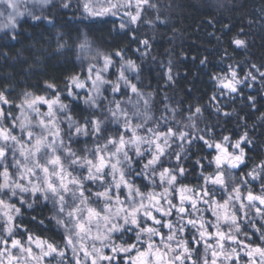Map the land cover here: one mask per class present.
<instances>
[{
    "label": "snow or ice",
    "instance_id": "1",
    "mask_svg": "<svg viewBox=\"0 0 264 264\" xmlns=\"http://www.w3.org/2000/svg\"><path fill=\"white\" fill-rule=\"evenodd\" d=\"M30 3L33 7H29ZM51 4L52 0H0V17L7 21L0 24V30H4L5 37L11 30L14 40L17 23L24 17L52 24L51 19L34 10L39 5L42 12ZM145 6L157 7L151 0H135V5L132 0H106L102 11H93L87 4L84 8L96 16L109 12L116 15L123 8L128 22L137 24ZM132 7L135 12L129 11ZM126 26L124 22L120 25L121 29ZM141 43L148 47L147 40ZM233 43L245 46L241 39ZM80 47H88L86 39ZM112 64V58L104 56L102 67H88L85 80L79 76L69 78L66 91L70 97L79 98L80 93H74V89L88 86L84 103L91 112L82 122L73 119L59 94L47 99L26 92L14 105L19 110L16 115L11 107L14 102L0 91V217L5 218L0 224V264H241V253L247 257L243 264H264V160L229 189L235 179L234 170L246 166L242 145L252 143L247 132L235 143L228 136L216 142L195 123L181 125L176 121V110L167 103L160 117L154 118L150 112L153 94L145 95L126 74L137 71L135 63L129 60L122 64L115 81L104 75ZM251 67L264 78V71L255 64ZM168 79L172 80L170 69ZM214 79L218 87L232 95L240 92V85L248 86L247 81L256 82L257 76L249 70L240 78L230 67L229 75ZM260 83L264 85V79ZM46 87L55 91L51 83ZM248 99L254 101L252 96ZM39 105H47V111L41 112ZM216 111L221 109L217 107ZM201 115L197 107L194 116ZM188 120L191 122L193 116ZM65 122L66 128H62ZM80 137L85 138V144L92 140L95 146L77 151L73 144L79 143ZM194 140L202 141L216 153L208 161L215 167L209 175H204L201 160L195 161L204 181L199 190L188 188L180 179L187 172L183 163L185 147ZM173 144L179 150L173 149ZM229 147L233 150L229 151ZM162 158H174L175 164L165 166ZM137 178L141 183L147 181L145 187L159 185L162 191L145 194ZM255 181L261 186L259 194L250 187ZM209 184L214 187L209 189ZM217 190L228 192L227 199L217 201ZM177 191L178 204L173 199ZM14 201L29 209L40 201L45 206L51 202L56 223L64 228V247L34 238L31 233L26 240L17 238L21 224L15 217L21 215V208ZM201 204L207 207L201 208ZM216 209L224 210L223 217ZM201 212H211L215 219L206 221ZM173 216L174 220L166 219ZM222 218L227 229L220 224ZM242 219L246 221L243 227ZM249 228L259 244L250 242ZM241 234L244 240L239 239Z\"/></svg>",
    "mask_w": 264,
    "mask_h": 264
},
{
    "label": "trees",
    "instance_id": "2",
    "mask_svg": "<svg viewBox=\"0 0 264 264\" xmlns=\"http://www.w3.org/2000/svg\"><path fill=\"white\" fill-rule=\"evenodd\" d=\"M151 2L157 7L145 6L146 11L137 24H126L124 29L111 18L86 15L82 12V0H52L54 9L45 15L52 24L47 20L39 24L23 19L16 26L14 40L11 30H7V37L4 30H0V91L6 92L8 99L14 102L13 113L18 115L14 105L26 92L53 98L59 94L73 119L82 122L90 115L84 105L85 93L78 90L79 98L70 97L66 85L70 77L81 74L80 64L98 61L102 53L103 57L112 58L113 64L104 75L113 81L117 77L116 69L122 64L129 60L135 63L137 71L126 74L145 95L153 94L150 112L154 118L160 117L167 103L176 110V121L181 125L195 123L197 129H206L204 134L215 141L224 136L236 139L247 132L252 142L244 146L247 154L257 160L262 158L264 85L260 80L264 78L251 66L255 64L264 71V0ZM85 39L88 47L82 49L80 45ZM235 39L244 40L245 46L237 47L233 43ZM143 40L148 41V47L141 43ZM117 52L121 56H117ZM230 67L240 78L251 70L257 76L256 82L247 81L248 86H239L238 94L228 95L218 87L214 77L229 75ZM169 69L172 80L168 79ZM49 83L55 85V91L46 87ZM78 91L74 89V93ZM214 95L217 100L212 99ZM249 96L254 101H250ZM3 107L7 109L9 105ZM197 107L202 111L199 117L194 116ZM217 107L220 112L216 111ZM224 112L230 115L225 116ZM167 115L171 117L172 113ZM190 115L193 116L191 122ZM61 127L66 128V122ZM109 127L115 129L116 125ZM84 140L80 137L73 147L82 151L95 146L92 140L87 144ZM184 155L186 173L198 171L197 159L201 160L205 171L208 170L210 153L202 141L194 140L186 146ZM164 163L174 165L175 160H164ZM17 221L21 224L17 232L27 229L25 233H31L34 238L56 246L62 244V227L53 221L50 208L43 201L32 209L21 208Z\"/></svg>",
    "mask_w": 264,
    "mask_h": 264
},
{
    "label": "rangeland",
    "instance_id": "3",
    "mask_svg": "<svg viewBox=\"0 0 264 264\" xmlns=\"http://www.w3.org/2000/svg\"><path fill=\"white\" fill-rule=\"evenodd\" d=\"M121 2H123V0H121ZM106 3V0H82V5H83V7H82V12H84L86 15H88V16H92V17H99V18H111V19H113V20H116L117 21V26L119 27V28H121L120 27V25H121V23L122 22H124L125 24H130L129 22H128V17L127 16H125V15H123V12H124V9L122 8V9H120V11H119V13L118 14H116V15H113V14H111L110 12L109 13H107V14H104V15H101V16H96V15H89L88 14V12H86L85 11V8H84V5L85 4H87L88 6H89V8L91 9V10H93V11H102V6L104 5ZM132 3H133V5H135V0H132ZM54 3H52L50 6H48V7H45V8H43V10H42V12H41V10H40V6L39 5H35V7H34V10L37 12V14H42L43 16H45L47 13H50L53 9H54ZM29 7H33L32 6V4L30 3L29 4ZM0 10H2V9H0ZM129 11H132V12H135V7H132L131 9H129ZM23 19H27V20H30V21H33L30 17H24V18H22V19H20L19 21H18V23L21 21V20H23ZM5 23H7V21H6V19L4 18V17H0V24H5ZM17 23V24H18ZM99 54H101L100 55V59L98 60V61H95V62H87V63H85V62H83L82 63V66H81V64H80V70H79V72L81 73V74H78L77 76H79L80 77V79L81 80H85L86 79V77H87V75H88V73H87V69H88V67L90 66V65H95L96 66V68H100V67H102V65H103V55H102V53H99ZM87 60V59H86ZM89 63V64H88ZM95 70V69H94ZM117 70V75H118V70L119 69H116ZM82 75V76H81ZM117 78V77H116ZM89 84H90V82H89ZM77 91L78 90H80L81 91V93H85L84 94V97L83 98H85V95H86V93H87V91H88V86H86L84 89H76ZM80 91H78V92H80ZM226 91V90H225ZM226 95V94H225ZM44 97H46L47 99H53V97H51V96H49V95H43ZM23 97H21V99H22ZM21 99H20V101L18 102V103H20L21 102ZM85 105V107L91 112V110L88 108V106L86 105V104H84ZM39 107H40V111L41 112H46L47 111V105H39ZM19 111V110H18ZM18 114H19V112H18ZM61 115H63L62 113H61ZM62 125V124H61ZM191 130V129H190ZM17 134H19V132H18V130H17ZM243 135V134H242ZM242 135H240L238 138H236V139H232V138H230L231 139V141H232V143H235ZM229 137V136H228ZM249 139V138H248ZM223 140V138L222 139H220V140H216V142H220V141H222ZM203 143V142H202ZM246 145V144H245ZM245 145H242V147H244ZM173 149H176V150H179L178 148H177V145L175 144L174 145V148ZM233 149L231 148V147H229V151H232ZM208 151H209V153H210V155H209V159H207L208 161L209 160H211L212 158H213V156L216 154L215 153V150L214 149H209L208 148ZM263 157H264V150H263ZM188 158V157H187ZM162 159H164V160H168L167 158H162ZM197 160H199V159H197ZM204 160V159H203ZM171 161H174V158L171 160ZM196 161V160H195ZM208 161H207V166L209 165V163H208ZM196 167H197V169H198V171H201V168L199 167V166H197L196 165ZM14 171V170H13ZM210 171H213V172H215V167H214V165H210ZM0 179H2V178H0ZM136 183L138 184V186H140L141 187V191L142 192H144L145 194H147L148 192H160V191H162V189L161 188H159V189H157V187L155 188L153 185H150V184H148L147 185V187H145L144 185L145 184H147V181H144L143 183H141L140 182V179L139 178H137L136 179ZM15 203H16V206L17 207H20V208H23V209H27L28 207H27V205H23V206H21L19 203H18V201H14ZM43 204H44V202H43ZM47 206L50 208V211H51V217L53 218V221L54 222H56V219H55V210H54V208H53V206H52V204H51V202H48L47 203ZM0 211H2V210H0ZM19 216H16L15 217V220L17 221V218H18ZM5 218H3V217H0V224H2L3 223V220H4ZM18 222V221H17ZM62 235H63V237H64V235H65V232H64V228L62 227ZM21 231V232H20ZM18 234H17V238H20V239H22V240H26L27 239V233H25L23 230H19V232H17ZM64 243H65V241H64V239L62 240V247H64ZM33 246V248H34V250H36V251H38V249H35V244H33L32 245ZM81 255H82V253H81ZM30 264H34V262H30Z\"/></svg>",
    "mask_w": 264,
    "mask_h": 264
},
{
    "label": "flooded vegetation",
    "instance_id": "4",
    "mask_svg": "<svg viewBox=\"0 0 264 264\" xmlns=\"http://www.w3.org/2000/svg\"><path fill=\"white\" fill-rule=\"evenodd\" d=\"M245 152H246V166L245 165H241L239 169L234 170V177H235V179L229 183V189H231V187H232L233 184H239L241 178H243L248 171H250L261 160H264V157H262L259 160H257L252 155L247 154V149H245ZM206 168L208 170L207 171H204V175H209L211 173H214L213 171H210V165H208V166L206 165ZM229 171H233V170H229ZM200 173H201V171H196V172H192V173H186L185 176L182 177V178H180V179L183 181V184L186 185L188 188L199 190V188L204 183L203 177L200 175ZM207 187L209 189H211L214 186L211 185V184H209V185H207ZM250 187H251V190L254 193H256V194H259L260 193L261 186H260L259 181L251 182ZM242 192L246 196L247 193H246V191H245L244 188H242ZM185 195L186 196H191L192 193H185ZM179 196H180V193L178 191L173 196L174 202L177 203V204L179 203ZM227 196H228V192H226L224 190H217L216 193H215V199L217 201H220V202H222V198L223 199H227ZM189 203H190L189 201H186V204H189ZM199 206L201 208H206L207 207V205H202V204L199 205ZM216 210L219 211L221 213V217H223L224 210L223 209H216ZM154 215H157L158 216L159 214L158 213H154ZM200 215H202L206 221L207 220H214L215 219L212 216V213L211 212H201ZM253 215H254V213H253ZM166 219H173L174 220L175 219V216L168 217ZM240 223H241V226L242 227L246 225V221L243 220V219L240 221ZM220 224H221L222 228L227 229V225L224 224L223 218L221 219ZM163 231L164 232H167V229H163ZM209 231L212 232L213 234L215 233V229H213V228H209ZM248 233H249V236H251V234H252V229L251 228L248 229ZM158 239L159 238H157V240ZM239 239L240 240H244L245 239L244 235L241 234L239 236ZM209 242H212V241H209ZM250 242L252 244H254V245L260 243V241L255 236H251ZM58 247L63 248L62 247V244L60 246H58ZM200 252L201 253L204 252L203 247L200 248ZM68 255H69V258H71V252L70 251H69ZM241 256H242L241 264H243V260H246L247 257H243V253H241ZM210 258L211 257H210V253H209V259Z\"/></svg>",
    "mask_w": 264,
    "mask_h": 264
}]
</instances>
